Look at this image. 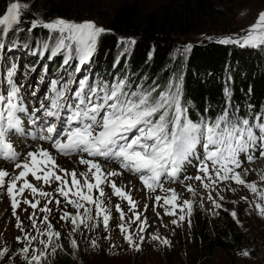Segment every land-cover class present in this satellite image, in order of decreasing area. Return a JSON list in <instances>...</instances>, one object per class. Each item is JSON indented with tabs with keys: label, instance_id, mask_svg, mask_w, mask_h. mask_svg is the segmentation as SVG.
I'll return each instance as SVG.
<instances>
[{
	"label": "snow or ice",
	"instance_id": "6c2138e0",
	"mask_svg": "<svg viewBox=\"0 0 264 264\" xmlns=\"http://www.w3.org/2000/svg\"><path fill=\"white\" fill-rule=\"evenodd\" d=\"M28 7L19 0L6 4L4 14L0 15V41L13 28L23 30L16 26L21 23V10H27ZM29 23L31 27L28 31L37 27L48 30L49 39L43 48L49 53V58L61 55L64 65L76 60V72L94 54L99 37L109 31L88 20L76 22L55 18L46 21L36 16ZM205 38L221 45L240 48L264 47V11L240 34ZM119 43L131 46L136 41L121 38ZM192 48L193 45L188 43L176 51L187 53ZM3 49L4 44L0 42V50ZM15 73L16 66L13 65L7 72L6 94L0 90V192L9 198L17 221L16 227L22 233L15 240L24 246L14 255H19L24 264H45L49 256L55 255L57 250H63L62 243H59L61 232L54 228L47 215L52 211L49 204H61V199H56L53 193L76 210L75 214L64 211L60 216L61 221H70L72 225L68 233L71 247H79L74 236L81 226L94 229L102 223L107 231L112 219V207L109 206L111 197H106L104 185L112 189V195L126 200L131 206L129 211H132L134 219H129L127 224L130 226L140 221L138 232L133 233L124 223L123 209L119 204L114 205L120 216L121 223L117 227L123 239L139 251L145 242L143 233L147 219H140V213L134 211L137 205L130 193L111 179L124 172L137 177L149 192L155 193L159 189L165 193L163 197L154 196L153 207H163L165 215L177 217L171 220L173 225L185 221L186 215L191 216L194 200L184 199L177 203L181 193L175 188H165V183L184 184L185 190L195 197L196 189L191 183L185 184V181H198L206 190H215L217 184L231 181L244 185L254 194L259 192L260 199L264 200V190L258 189L256 182H246L243 178L249 170L244 169L243 173L237 171L242 168V155L247 162L252 163L259 150L260 157L264 158V108L253 112V106L249 105L248 112L240 115L239 108L231 109L229 105L214 118L204 117L193 122L188 117V108L183 100L182 80L170 81L166 88L159 90V86L133 87L122 77H114L111 82L100 79L90 82L88 77H83L78 81L52 80L50 94L45 97L47 103L41 101L38 108L29 111L20 96V87L13 79ZM224 92L226 97H230L228 88ZM25 121L31 126L30 129L25 127ZM13 137L21 139L14 144ZM25 140L35 144H25ZM198 146L202 149V155L196 157L199 160L197 174L185 175L181 179L184 165L196 155ZM51 150L64 157L77 156L75 163L87 166L86 171L77 173L75 168L69 170L61 167ZM101 159L105 163L117 164L122 171L106 169ZM8 165H11V170ZM29 176L43 185L55 183L57 186L51 193L44 191L30 182ZM259 179L264 181V173L260 174ZM26 190L31 193L32 200L24 197ZM94 190L98 195H93ZM20 197H24L23 204L33 209L28 219L35 234L25 231L16 215L21 204ZM37 197L46 199L43 207H39L40 200ZM106 198L109 204H105ZM207 199L215 209L222 207L210 192ZM219 199L222 201L224 197L220 196ZM161 200L163 204H160ZM38 207L40 212L46 213L40 220L44 228L37 225ZM147 207L145 205V210ZM255 207L258 213L264 215V204L256 203ZM229 214L237 218L236 211ZM188 222L190 225V219ZM104 238L110 239L107 236ZM151 239L161 240L158 235H152ZM161 242L166 246L171 245L167 238ZM91 243L93 247L97 246L95 240ZM7 251L6 247L0 251V258ZM242 254L249 255L247 251Z\"/></svg>",
	"mask_w": 264,
	"mask_h": 264
},
{
	"label": "trees",
	"instance_id": "16d2710c",
	"mask_svg": "<svg viewBox=\"0 0 264 264\" xmlns=\"http://www.w3.org/2000/svg\"><path fill=\"white\" fill-rule=\"evenodd\" d=\"M10 1L0 0V15ZM220 1L169 0L146 9L138 0H120L110 11L98 8V20L109 31L99 37L96 50L86 64L95 66L101 77H106L118 60L123 62L122 67L125 60L131 67L128 75L131 70L133 72L129 82L133 87L159 86V90H163L170 81L182 80L183 100L193 122L204 117L214 118L229 105L231 109L239 108L240 115L248 112L249 105L253 106V112H257L264 108V47L240 48L211 40L193 44L187 53L176 51L181 37L196 30L202 20L213 19ZM26 4L29 7L21 10V23L16 26L23 30L13 28L0 41L5 47L29 45L32 50L47 42L48 30L37 27L28 31L29 22L36 16L46 21L55 18L75 21L80 14V5L75 0H27ZM121 38L136 41L125 56L118 55L123 51V44L119 43ZM62 60L61 55L57 56L55 66L60 68ZM36 63L34 59L28 66L33 67ZM124 70L122 68L121 73ZM71 72L75 73L73 69ZM126 78L128 81L129 77ZM225 88H228L230 97H226ZM187 224L189 239L199 258H210L217 249L227 254L247 250L253 256L258 253V244L252 245L250 235L241 225V218L234 219L223 208L205 211L196 205L191 216L187 217ZM204 260L202 264H209V259ZM45 264L76 262L63 247Z\"/></svg>",
	"mask_w": 264,
	"mask_h": 264
},
{
	"label": "rangeland",
	"instance_id": "374dc122",
	"mask_svg": "<svg viewBox=\"0 0 264 264\" xmlns=\"http://www.w3.org/2000/svg\"><path fill=\"white\" fill-rule=\"evenodd\" d=\"M26 1L27 0H19V2L22 4H26ZM75 1H77L80 5V14L75 19L76 22L85 20L94 21L97 26L103 27V24L98 20V12H96V10L98 8H103L107 11H110L120 0ZM138 1L144 6V8L152 9L169 0ZM11 2L12 1L9 3ZM262 11H264V0H229L228 3H225L224 0H221L218 3V10L213 15V19L202 20L197 29L181 37L178 40L177 45L178 47H182L188 43L193 45L195 43L210 41L205 37L215 38L230 34H240L243 29H247L248 26L252 25L256 21L257 15ZM133 46L134 45L127 46L123 44L121 49V51H123L119 52L118 55L124 54L125 56V53L130 48H133ZM19 49V52L23 53L28 50V47H26V49L23 47ZM25 59L26 63H28L29 59ZM33 59L37 60L38 64L36 67H31L32 69L36 68L34 70L39 71L46 69L47 63L44 58L40 57V49ZM87 66L89 67L90 65L86 64L84 65V68ZM122 66L123 62L120 59L117 63H115V66L112 67V75H110V73L108 76L102 77L103 81L108 80L111 82L114 77H116V75L122 74V78L124 77V79H127L126 77L128 76V82H131L130 79L133 76V72L131 70L130 75H128L131 68L130 65L126 64L124 60V67ZM25 67V71H28L27 69H29V67L26 65ZM48 68L50 67L47 64V70ZM122 68L126 69L124 70V73H121ZM54 71L57 72V75L54 77L49 76L51 81L57 80L60 77V74L58 73L61 71V69L54 65ZM92 72L94 76L96 75V79L101 75L100 72H97L95 69H93ZM103 74L104 73L102 72V75ZM44 147L48 146L44 144ZM52 154L55 155L54 153ZM55 156L57 163L61 167L67 168L69 170L75 168L77 173L86 171L87 169V166L77 167V163L74 162V165L72 160L69 158L64 159L60 156ZM101 163L106 169L122 171L114 165L112 166L104 162ZM258 165L259 164H256L252 167H244L239 171L243 173L244 169H248V174L243 176L246 182H256L258 189L264 190V181H260L259 179V176L262 173L260 172ZM127 178L131 179V182L128 184L124 181L127 180ZM111 179L115 180L117 186L130 193L132 200L137 205L134 211H138L140 213V219H147L146 230L143 233L145 236V242L141 245L139 251H136L133 247H130L129 244L125 242L119 228L117 227L121 221L119 213L116 212L114 205L119 204L123 209L125 213L124 223L126 226H129L127 224L129 219H134L132 211H129L131 206L126 200L112 195V189L104 185L103 188L106 197H111L110 204L107 198L105 199V204H109V206L112 207V219L110 220L108 230L105 231L102 223L99 227L94 229H85L83 226H81L80 230L77 231L74 236L79 247H71L68 233L71 231L72 225L70 221H61L60 216L63 215L64 211L75 214L76 210L70 205H66L62 197H59V195L53 193L56 199H61V204L59 206H57L54 202L49 204L48 207L51 208L52 211L47 215H49V220L54 225V228L61 232V239L59 243H62L63 247L70 252V256H72L76 264H202L205 261L204 259H209V264H264V215L258 213L255 207L256 203L264 204V200L260 199L259 192L254 194L244 185H237L231 181L217 184L215 190H206L200 185L198 181L195 180L185 181V184L191 183L196 189L197 195L192 197V195L185 190V187L180 186L179 183H165V188H175L181 193V199L180 201H177V203H181L184 199H192L194 200V206L198 205L205 211L215 210L213 204L207 199V196L210 192L212 197L222 205L221 208L227 209L229 213L233 210L236 211L237 217L241 218V225L245 233L249 234L253 241L252 245L255 243L258 244V253H256L255 256L251 255L248 250L247 252L249 255L244 256L242 254L243 252L238 254H227L225 251L217 249L212 257L199 258L195 247H193L189 239L190 233L189 226L187 224L188 216L186 215L185 221L178 222V225H173L171 224V220L177 217L165 215L163 207H153L155 203L153 199L154 196L160 195L163 197L165 195L164 192H161L159 189H157L155 193L149 194L145 192L142 188L143 184L125 172L122 175L112 177ZM56 186L57 185L54 184V186L51 188H44L41 186V184H37V187H42L43 190L50 193L53 192V189L56 188ZM93 195L96 196L98 193L94 190ZM220 196L224 197L222 201L219 199ZM24 197L29 200L33 199L29 191L24 194ZM24 197L19 198L21 200V204L16 210V215L19 216L20 221H22L25 231L35 234L31 221L28 219L29 215L33 212V209L22 203ZM242 197H246L247 199L243 200L241 199ZM6 198L8 197L6 196ZM37 199L40 200L39 207H43V205L47 202L46 199L42 197H37ZM1 200L4 199H0V251H2L5 247L8 249V251L2 258H0V264H24V261L19 255H14V253H17L18 250L24 246L22 243H17L15 240V237L22 235V233L16 227L17 221L13 216L10 200L6 202ZM160 204H163V200H161ZM145 205L148 206L146 210ZM39 207L36 210L37 225L40 228H44L45 225L41 224L40 220L44 215H46V213L40 212ZM24 209H27V211H24ZM157 213H159V215H157ZM177 214H179V209H177ZM93 215H95L94 210ZM139 223L140 221H137L135 224H131L129 226L130 231L133 233L138 232ZM152 235H158L161 240L167 238L171 242V245L166 246L161 242V240H152ZM106 236L110 237V239H105L104 237ZM135 238L136 237L134 236V239ZM93 240L97 242L96 247L92 246L91 242ZM52 256L53 255L49 256L48 260H50Z\"/></svg>",
	"mask_w": 264,
	"mask_h": 264
},
{
	"label": "bare ground",
	"instance_id": "6f19581e",
	"mask_svg": "<svg viewBox=\"0 0 264 264\" xmlns=\"http://www.w3.org/2000/svg\"><path fill=\"white\" fill-rule=\"evenodd\" d=\"M31 150V149H30ZM52 153H54V152H52ZM55 155H57L56 153H54ZM58 156V155H57ZM259 165V168H260V172L261 173H264V160H262V161H260L259 163H258ZM71 165V164H70ZM8 168H9V166H8ZM125 182H127V184L129 183V182H131V179L130 178H127V180H124ZM8 201V200H7Z\"/></svg>",
	"mask_w": 264,
	"mask_h": 264
}]
</instances>
